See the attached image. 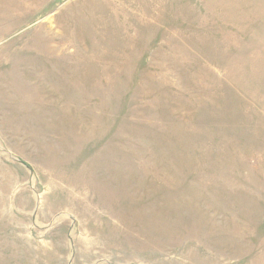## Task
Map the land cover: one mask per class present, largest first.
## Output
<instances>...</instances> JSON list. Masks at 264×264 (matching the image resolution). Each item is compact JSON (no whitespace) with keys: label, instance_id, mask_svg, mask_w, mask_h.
<instances>
[{"label":"rangeland","instance_id":"1","mask_svg":"<svg viewBox=\"0 0 264 264\" xmlns=\"http://www.w3.org/2000/svg\"><path fill=\"white\" fill-rule=\"evenodd\" d=\"M0 264H264V0H0Z\"/></svg>","mask_w":264,"mask_h":264}]
</instances>
